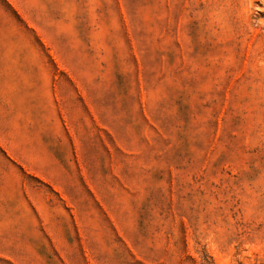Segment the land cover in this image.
Instances as JSON below:
<instances>
[{
    "label": "rangeland",
    "instance_id": "rangeland-1",
    "mask_svg": "<svg viewBox=\"0 0 264 264\" xmlns=\"http://www.w3.org/2000/svg\"><path fill=\"white\" fill-rule=\"evenodd\" d=\"M0 264H264V0H0Z\"/></svg>",
    "mask_w": 264,
    "mask_h": 264
}]
</instances>
